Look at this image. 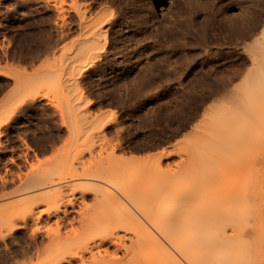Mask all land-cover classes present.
Instances as JSON below:
<instances>
[{"label":"bare ground","instance_id":"1","mask_svg":"<svg viewBox=\"0 0 264 264\" xmlns=\"http://www.w3.org/2000/svg\"><path fill=\"white\" fill-rule=\"evenodd\" d=\"M29 1L36 2L33 11L41 12L42 9L48 7L47 2H45L46 0L44 3L37 2L39 0H24L23 3H28ZM53 1L50 3L53 4L56 9L55 13H57V16L53 19H57V17L60 18L62 20V24L60 23L62 26L65 24L67 18L64 13L65 7L63 6L65 1ZM104 1L88 0L87 3L85 2L86 6L85 9L83 8L84 10L82 8V10L78 9L82 4L84 5L83 1H81V6H76L78 7L77 9L75 8L77 12V21L75 19L73 20L77 23L79 33L77 37L74 38L76 39L75 41L72 39L74 43L72 45L69 43L66 52L58 57L54 66H51V68L49 67L50 69H46L47 71L44 69V72H46L45 75L48 76L50 80L52 78H57L63 83H67L66 86L79 88V79L86 76V72L90 71L91 67L93 68L96 66L98 68L99 64L102 63L101 60L108 58V56H106L107 50L113 53L117 52L118 48H120L117 43L123 38H127L133 27L139 28L137 34L140 40H138V35V38H136L138 41L146 39L147 35L150 36L147 33L148 31H146L150 26V22L147 18H142L143 20L141 21L135 19H140L139 15H136L137 17L135 18H128V13L125 10L129 9V7L123 10L124 0L123 2L120 1L123 7L118 8V10L122 9L121 12L125 11L127 13H125V16H122V14L120 15L121 12H118L119 14L116 12V14L112 12L107 13L105 12V6H101L103 8H100L104 10V12L97 11L98 13L94 12L95 14H92V7L95 4L98 6L99 2H101L100 5H102ZM112 1L113 0H109L110 4ZM197 1L201 2L200 0ZM125 2H127V0ZM212 2H214V0H212ZM212 2L211 5H209L211 7L213 6ZM132 3L133 2L130 3L132 8H137V4H140L136 2L137 4H133V7ZM208 3L209 2H207V5L205 4L206 7H204L205 5H203L202 2L201 6H203L204 9L201 10L207 9ZM17 4L15 5L17 6ZM112 4H115V2ZM126 4L129 3L127 2ZM103 5H105V3H103ZM118 5L119 1L117 2V6ZM199 5L197 6L198 9ZM30 6L28 8H30ZM211 7H209L210 10ZM9 8L12 10L11 5ZM106 8L108 9V7ZM97 9H99V7ZM94 10L96 11V8ZM210 10L208 13H210ZM24 12H27V10ZM33 13L28 15L30 16ZM194 13L192 12L191 14ZM21 14L23 17L27 16L24 15L26 13L22 12ZM133 14L130 15L132 16ZM191 14L188 15V18H190ZM202 14H204L203 11ZM16 15H11V17L8 18L6 10L0 11V19L5 20L1 28L12 30L13 27L16 26L13 24L14 21L20 19L19 16ZM204 16H206V13ZM196 19L194 15L193 17L191 16V18L188 19L189 24L192 22L193 25L194 22L200 21L203 24L205 23L203 22L202 16L201 19L203 21H197ZM204 19L206 21V18ZM133 24L135 26H133ZM69 25H66V27H69ZM131 25L133 26L132 28ZM75 26L76 25H74V28ZM118 27L121 30H119ZM151 27L154 28V26ZM71 29L73 30V28ZM14 30V33L17 32V27ZM203 30L205 31L204 28ZM67 31H69L68 28ZM205 32H202V34L204 33L203 35H205ZM149 33L151 34L152 32L149 31ZM63 34L65 35V33H62V35ZM237 34L240 36L244 34L242 24L237 28ZM109 35L113 40L110 46L107 45L108 38L110 41ZM133 36L130 37L131 40L134 38ZM148 38L147 42L150 38L152 39L151 36L149 39ZM125 48L123 50H125ZM121 50L119 51L121 52ZM109 51L108 53H110ZM120 52L117 53L119 54ZM256 52H260L259 55L262 57L263 64L257 65V72L256 70L254 71L256 72L254 74H257V76L253 74V77L256 76L254 82L251 81L252 79H249L248 82L251 81L253 84L258 85V91L254 90L257 91L258 94H254L255 92L252 91V88H250L247 83L248 87L242 91L243 94L245 93V96L243 95L245 101L243 100V96L242 98L240 97L241 105L244 106L246 103L247 106L249 105L248 107L244 106L246 109H243L241 105L240 109L239 105L236 104L232 106L231 104L222 103L217 106L215 111L208 114V119L205 117L207 121H210V131L207 132L206 129H202L203 131L205 130L207 133L206 135L211 134L207 138L206 136H201L198 137L197 140L193 139V141H190L189 146L185 148L187 149L186 153H188L187 162L184 164L178 162L174 166L172 164L171 166L169 163V165L164 163V166L161 157L153 159L149 157L139 158L134 154L124 155L123 153L119 154L115 152L113 149L115 147L112 148V146H110L108 142L109 139H106L105 132L102 131V126L106 124V122H103V117L96 113L92 114V112H87L85 110L86 106L84 105L82 92L78 91L72 94L71 88H67L66 92H62V94L56 98L57 100L54 99L55 101H53V97L48 99L50 100L48 102L50 104L52 103L54 109H57L55 112L58 111L59 113V115H57L60 116L61 125L62 127L64 126L63 128L65 129L64 131L61 129L62 133H65V135L63 134L64 137H56L57 139H55L54 137L57 136L56 134L54 137V134L50 136L44 135L46 138L51 139V137H53L54 139L46 140L49 141V144L47 142V146H43L44 141L38 140L42 142L43 148L39 142L40 148L36 146L33 147L34 144L31 145L26 137L32 129H29L30 125H28V123L31 121L30 118L33 112L35 114V110H37L36 99L39 100V97H46L47 99L49 98V93L46 91H31L33 89L24 90L21 88L22 81L17 74L13 73L14 71H10L6 66H0V75L11 76L13 80L11 84L15 85L17 90L18 88L22 90L21 92L19 89L20 93L13 98L8 108L0 111V135L5 134L7 136L6 138L24 143L22 147L14 145L7 148L0 140V200L3 198H12V200H14V203L10 206L6 217L0 222V225L4 226V228L6 226L7 228H5V230H15L25 227L28 218L33 217L37 220L41 218L43 214L46 215L45 220L47 223L44 220L46 227L43 229L46 230L44 232L47 235L46 242L48 241V243L47 246L45 243L44 247H38V249H36V247L34 248L36 252L34 256L35 260L32 264H240L237 263V261H241L245 257L249 261L247 256L253 252L252 248L254 245L251 243V245H253L251 248L252 251L250 250L251 253H249V251L248 254L247 252L245 254L243 253V248L246 249V251L250 249V240L247 242L249 237L247 240V237L244 239V235H246L244 230H246L247 227L243 230V224H249L248 222L254 221V219H250V213L252 212L249 211L254 210V208L250 209V206L252 207L250 204L251 202L248 203L246 201L247 198H244L245 193L243 194V192L245 191L246 185L243 181L241 190L236 188L237 191L238 189L240 192L242 191L239 195L235 193L237 196L234 193H228L232 199L226 195L230 189H225V195L230 198L226 199L225 196L221 197L223 192L218 196L219 192H216V189L213 190L212 187L217 186V183L212 180L215 174H213V172L222 171L221 169H223L218 166L222 158L223 162L226 160L223 165H226L227 162L230 164L228 158L226 157L227 159L224 160L225 157L222 156L230 155L231 161L235 162H237L235 159L241 161V159L247 158L248 165L247 163H245V166L243 165L247 167H243L245 170H243L242 167L240 169L248 175L252 171L249 170L251 169L249 167V159L259 158L262 153V151L257 148L260 143H263L261 140H263L264 136V42L257 46ZM0 55L3 56L1 53ZM112 58L114 59L115 56H112ZM110 59L106 60L110 63ZM105 68L106 67H104V69ZM237 73L238 72H236V75ZM235 76H232V78H236ZM4 79L8 78L5 77ZM43 79L41 78V80ZM86 79L89 78L86 77ZM5 83L7 82L5 81ZM228 83L226 81V84ZM81 84L82 82L80 85ZM238 84H240V82ZM243 84H245V82H243ZM242 93L240 94L242 95ZM37 95H39V97ZM243 101L244 104H242ZM234 106H238L239 109H236ZM205 118L203 119L206 120ZM203 122L209 124V122ZM207 126L208 125H206V127ZM56 127L57 126H55V128ZM59 127L57 128L59 129ZM41 136L43 137V135ZM198 136H200V134ZM58 139H61V143L59 142L60 144L57 142ZM109 141L111 142V140ZM251 149L255 151L259 150V152H261L260 154L257 153V151L255 153L259 154V157H255V155L252 157L254 150L251 152L248 151ZM38 151H48L49 154L45 158L39 159L37 154ZM163 153L166 154L168 152ZM186 153H184L185 156ZM164 154L161 156L165 157ZM213 154H215L216 157L219 156V158L221 156V159L216 160ZM245 154L246 156L251 154V157H246ZM180 157H182V155H180ZM239 157L241 159H239ZM182 160L183 159H181V161ZM240 161L238 163L232 162V164H230L231 167L233 164H237L239 167L244 164ZM243 161L246 160L244 159ZM239 163H241V165ZM228 164L227 167H229L230 170V165L228 166ZM247 168L250 171L249 173H247ZM226 170L228 169L226 168ZM241 170L239 171L242 172ZM231 171H236L238 173L237 167H233L229 174H232L231 177L235 178L237 174H234V177ZM239 173L238 175L240 176L241 183L242 174ZM244 174L245 173H243V175ZM256 176L257 175L253 176V178L255 179ZM214 178L217 180L220 179V174L216 175ZM253 178L252 185H254ZM224 181H226V184L222 182L223 186L228 184L229 187H231L230 184L233 186L235 182V180L233 182L232 178L228 177ZM248 181L250 182V180ZM238 182L235 184H240ZM257 184L261 183L257 182ZM261 187L263 186L261 185ZM258 188H260V185H258ZM236 189L234 188V190ZM261 189L263 190V188H260L259 193H261ZM234 190L231 189L230 192H234ZM252 190L253 189L250 191L251 193H256L255 189L253 192ZM245 192H248V190ZM88 194L90 195L89 200L87 199ZM34 200L43 202L44 206L37 208V203L33 204V202H30ZM257 201L259 202V199ZM18 202H20V206H14ZM256 209L252 214L257 212ZM246 214H248L250 218L247 217L248 215ZM52 216H54V219L51 223L54 225L49 223V218ZM245 216L247 217L245 220H250L243 222ZM34 223L36 224V221ZM39 225L40 224H38V226ZM253 227H255V225ZM37 229L38 227L36 226V230ZM233 230L235 231L234 234L232 233ZM257 240H255L256 243L253 242L257 244ZM245 242L249 244V249H247L248 244ZM110 245H112L113 248H110ZM237 250L239 254L236 255L235 253ZM256 251L258 252V250ZM241 253L244 254L243 256H246L242 258ZM235 255L237 257H234ZM238 258L242 259L239 260ZM235 260L236 263H234ZM26 262L29 263L28 261ZM249 262L246 261L248 264ZM257 262L258 261H255V264ZM257 264H259V262Z\"/></svg>","mask_w":264,"mask_h":264},{"label":"rangeland","instance_id":"2","mask_svg":"<svg viewBox=\"0 0 264 264\" xmlns=\"http://www.w3.org/2000/svg\"><path fill=\"white\" fill-rule=\"evenodd\" d=\"M14 1L15 0H0V11L6 10L8 18L11 17V15L15 16L17 14L21 19H16L14 21L13 24L16 26H14L12 30L2 29L1 25L3 22H5V20L0 19V53L3 55H0V57L2 59L6 56L2 60H7L2 61L0 59V66H6L10 71H14L13 73L17 74L19 79H21V88H23L24 90L33 89L31 91H46L49 93V98L47 99L46 97H39V95H37L39 97V100L36 99L37 110H35V114L33 112V115L30 118L31 121L30 123H28V125H30L29 129H32L26 137L28 138V141L29 143H31V145L34 144L33 147L36 146L37 148H40L39 143H41L42 148L45 145L47 146V142L49 144V141L46 140H51L55 136V134L57 135L54 137L55 139H57L58 137H64L65 133H62V130L64 131L65 129L63 128L64 126L62 127L61 125V118L60 116H58L59 113L58 111L55 112L57 109H54V106H52V103L50 104L48 102L50 101L48 99H50V97H53V101H55L57 100L56 98H58L62 94V92H66L67 88H71L72 94L77 93L78 91L82 92V98L85 103L84 105L86 106V108H84L87 112H92V114L96 113L103 117V122H106V124L102 126V128L104 129H102V131L105 132L104 134L106 136V139L108 138L109 140H111L110 142L107 139L110 146H112V148L115 147L113 148L115 152L119 154L123 153L124 155L134 154L139 158L149 157L153 159L156 157H161L162 164L169 163L173 166L178 162L184 164L188 160V153H186L187 149L185 148L189 146L190 141H193V139L197 140V138L201 136H206L207 138L211 134L210 133L206 135L207 133L205 132V130H202L204 128L207 132L210 131V121H207L209 116L208 114L210 112L215 111L216 107L221 105L222 103L228 105L231 104L232 106L233 104H236L239 105V108L241 109L240 97L242 98V96L245 94H243L242 91H244V89H246L248 85L250 88H252V91L255 92L254 94H258V85L253 84V82L256 79L255 77L257 76V74H254L257 72V65L263 64L262 57L259 55L260 52H256V49L258 45L264 42V0H214V2H212V0H200L201 2L197 0H127L129 4H126V0H124V2L123 0H118L119 7L117 6V0H113L111 4L109 0H105L106 2L103 0V3H105V5H103V3L102 5H100L101 2H99L98 6L97 4H95L91 9L92 14L98 13L99 11L104 12V10L100 9L103 8L101 6H105L104 8L107 10H105V12H112L114 14H119L118 12H121L122 9L118 10V8H122L123 5V10H125L126 7H129V9L125 10L128 13V18H135L139 15L140 19H135L141 21L147 18V20L150 22V26L146 31H148L147 33L152 37L153 40L150 38V36L147 35V38H150H148V42L147 38L143 39L142 41H138L140 40V37L137 34L139 28H134V24L133 26L131 25V28L133 27V29H131L132 32L130 31L128 34L129 38L127 36V38L125 37L120 40V43L118 42L120 45L122 44L124 46H120L117 43L118 47L122 49L121 50L120 48H118L117 52H120L119 50H121V52L119 54L117 52H114L117 56L109 50H107L106 52V56H108V58L106 59L109 60L111 57L110 60L112 63H109L108 60L103 59L101 60L103 64L100 63L98 68L96 66H94L95 68L91 67L90 71L92 73L90 71H87V75L84 76L85 78L83 77L79 79V88L66 86L67 83H63L57 78H52L50 80V78L45 75L46 72H44V69L45 71H47L46 69L54 66V63L58 59V57L62 53L66 52V48L69 47V43L70 45H72L74 43L73 41L76 40L74 38H76L79 33L77 23L73 20L75 19L77 21L76 9L78 7L76 6H81V1H83L84 5L82 4V6L78 9H85L88 0H67L68 3L66 2V0H63V2L65 1L63 3V6L67 8H64V13L67 18L65 24H63L62 26V20L60 18L57 17V19H53L55 16H57V13H55L56 9L54 8L53 4H51L53 0L37 1L40 3H44L45 1L48 4L49 8H44L41 12L33 11L34 4H36V2L34 1L23 3L24 0H16L15 2L19 4L15 3ZM120 1H122L124 4L122 5V2L120 4ZM53 2H55V0ZM114 2L115 4H112ZM131 2H133L132 5H136V2L140 4H137V8H135L134 5V8H132L130 6ZM202 2L203 5L209 2L207 9L205 8V10H201L204 9V7H206L207 5L206 4L204 7L201 6ZM211 2L213 5L212 7L209 6L211 5ZM14 3L17 4V6ZM10 5L12 7V10H10L9 8ZM198 5L199 9L197 7ZM29 6L30 8H28ZM94 7L96 8V11L94 10ZM98 7L100 10L97 9ZM106 7H108V9ZM209 7H211V10ZM21 10L23 13H26L24 14L25 16L27 15L26 17H23V15L21 14ZM23 10H27V12H24ZM134 10H137L139 12ZM209 10L210 13H208ZM125 11L121 12L120 15L122 14V16H125L127 14ZM202 11L204 14H202ZM192 12H197L198 14H191ZM31 13L33 14L30 15V17L28 14ZM73 13L76 15H74ZM129 13L134 14L131 16ZM205 13L207 17L204 16ZM189 14H191L192 17L194 15V17L197 18V21L203 19L204 21H202L205 23L203 24L200 21L194 22L193 25L192 22H190L189 24L188 19L191 18V16L190 18H188ZM38 16L41 17L39 18ZM204 18H206V21ZM54 21L58 24H55ZM69 21L71 24L69 23ZM240 22L244 30V34L242 36L237 34V28L241 25ZM66 25H69V27H66ZM74 25H76L75 28ZM151 26H154V28H152ZM202 26L207 32L203 30ZM16 27L17 32L14 33L13 31H15L14 29H16ZM70 27L73 28L74 31ZM150 27L153 30H151ZM67 28L69 31L71 30V36L69 35V31H67ZM118 29L121 30L119 27ZM201 30L206 34L203 35L204 33L202 34ZM134 31L136 35L134 34ZM149 31L152 33L150 34ZM62 33H65V35H62ZM57 34L61 35L58 36ZM137 35L139 38L137 37ZM132 36L134 38H132L131 40L130 37ZM136 38H138V40ZM108 39L107 45L110 46V44L112 45L113 42L111 41L113 40L111 39V37L110 41ZM124 48L125 50H123ZM108 51L111 54L108 53ZM112 56H115V58L113 59ZM112 64L114 65V67ZM104 67L106 68L104 69ZM255 70L256 72H254ZM236 72H238V76L236 75ZM253 74L256 76L253 77ZM232 76H235L236 78H232ZM5 77H7L8 79H4ZM86 77H88L89 79H86ZM10 78L11 76L8 77L5 75H0V111L8 108L13 98L16 97L21 90V88H18L17 90V87L11 84L13 80L12 78ZM41 78L43 80H41ZM249 79H252L251 81L253 82L249 81V83ZM5 81L7 83H5ZM226 81L227 83H229L226 84ZM81 82L82 84L80 85ZM86 82L89 83L87 84ZM239 82L240 84H238ZM243 82H245L246 85L243 84ZM240 93H242V95ZM244 96L243 100L245 101ZM245 98L248 99L247 97ZM244 101L242 104H244ZM37 102L39 103V105ZM241 106L243 107V109H246L245 107H248L249 105L247 106L246 103V105L244 104L245 107L243 105ZM234 107L236 109H239L238 106ZM56 115L58 116L59 121ZM205 117H207V119ZM203 118H205L206 120H204ZM203 121H207L206 123L209 122V124H205ZM206 125L208 126L206 127ZM55 126L59 127V129L57 127L55 128ZM197 134H200V136H198ZM41 135H43V137ZM44 135H53V137L49 139L44 137ZM40 136L43 138V140ZM6 137L7 136L5 134L0 135V140L7 148H10L14 145L21 147L24 145V143H22L21 141ZM38 137L41 139H39ZM61 139H58L57 142L59 143ZM38 140L42 142L44 141V145ZM261 141H263V143H260L257 149H260L262 153L259 152V150H256L257 153H261L260 157L259 154H255L256 151L254 149L248 150L250 152L254 150L252 157H254L255 155V157L257 156L259 158L249 159L251 157V154H248L247 156L245 154L246 157L249 156V167L251 168L249 170L252 171L250 172L248 170V167L247 173L250 172L251 175L250 173L247 175L246 172L243 171L245 170L244 168L247 167H244L245 163H247L248 165L247 158H244L246 161H243L244 159H241L239 157V159H241L240 161L235 159V157L233 156L237 161L235 162L231 161L229 157L230 155L222 156L225 157L224 160L228 158L230 164H232V162L238 163L239 161L244 163L242 165L241 163H239L241 165L240 167L239 165L237 166V164H233L231 167V165L228 164L229 162H227L228 166L230 165V170L233 169V167H237L238 173L240 172L239 170H241L240 168L244 167L241 171L246 174V177L245 174L243 175V173L240 172L242 174L241 183L240 176L236 171H231L233 173V176L234 174H237L236 177L234 176L236 179L231 177L232 174L229 175V167H227V164L223 165L225 164L226 160L223 162V158L221 159V156L219 158V156H215L216 153L213 154L216 157V160L221 159L218 166L224 169V172L223 169H221L222 171L213 172V174H215H212V181L217 183V186L212 187L213 190L216 189V192H219V194L217 193L218 196H220L221 192H223L221 194V197L225 196L226 199H230L231 197L228 195V193H236L237 195H239V193L241 194L242 191L240 192V190L244 181V184L246 185L244 190H248V192H245L243 190V194L245 193L244 198L248 199H246L248 203L251 202L250 204L252 205V207L250 206V209L254 208V210L249 211L253 213V211L255 212L256 208L258 209H256V213H250L251 218L248 214H246L248 215L247 217L252 220L254 219V221H250L252 224L250 222H248L249 224H243V230L247 227V229L244 230V233L248 235H244V239L247 237V240L249 237L247 242L250 240V249L249 244L245 242L246 244H248V246L246 244L245 245L249 250L246 251V249L244 248L243 250L245 252L241 250L244 254L246 252L248 254V251L249 253H251L253 249V252L247 257L249 258V261H253L254 263L249 262L245 257L246 255L243 256L244 254L241 253V257L245 258H238L239 260H243L237 261V263L240 264H244L246 263V261L249 262V264H255V261H258L260 264V262L262 261L261 264H264V136L263 140ZM38 152L37 154L39 159H43L49 154L48 151ZM163 152L168 153L164 154ZM184 153H186V156L184 155ZM162 154H164L165 157H162ZM180 155H182L183 158L180 157ZM180 158L183 160L181 161ZM226 168L228 170H226ZM253 172L254 174L256 173L255 175H257L255 178L256 180L253 178V176H255ZM218 174H220V179H218L219 181L214 178ZM227 177L232 178L233 182L235 180L233 186L231 184V187H229L228 184L223 186V184H226V181L224 180ZM252 178L254 179V185H252ZM248 180H250V182ZM236 181H239L238 183H240L241 185L235 184L237 183ZM222 182L224 183L222 184ZM257 182L261 184H257ZM247 183L250 185H248ZM258 185H260V188H263V190L261 189V193H259L260 188H258ZM261 185L263 187H261ZM228 188L230 190L239 188L240 190L238 189L237 191L236 189L234 190V192H230ZM250 188L253 189L252 192L255 189L256 193H251ZM225 189L228 190L226 195L230 198L225 195ZM256 196L257 198L259 197V202L257 201L258 199L256 198ZM89 197L90 195L88 194V200ZM30 202H33V204L37 203V208H41L42 206H44V203L39 200ZM13 203L14 200H12V198H3L0 200V222L4 220L8 210L10 209V206ZM14 206H20V202L16 203ZM45 216L46 215L43 214L41 218L37 219L38 221L33 217L28 218L25 227H21L15 230H5V228L7 227L5 226L4 228V226L0 225V264H32V262H34L36 249H38V247H44L45 243L47 246L48 243V241L46 242L47 235L44 232L46 230L43 229L46 227L45 225L47 223L45 220ZM247 217L245 216L243 222H247L250 220H245ZM49 219V223L53 222L54 216L50 217ZM44 220L46 223L44 222ZM35 221L36 224L38 222V224L40 225H36L34 223ZM51 224L54 225L53 223ZM254 225L255 227H253ZM36 226L39 230H36ZM233 231L232 233L234 234L235 231ZM255 240L258 241L257 244H255ZM251 243L254 245V247L253 245H251ZM35 247L36 249H34ZM110 248H113V246L110 245ZM256 250H258V252ZM237 252L235 253L236 255L239 254L238 250ZM236 255L234 257H237ZM26 261H28L29 263H27ZM234 263H236V260Z\"/></svg>","mask_w":264,"mask_h":264}]
</instances>
